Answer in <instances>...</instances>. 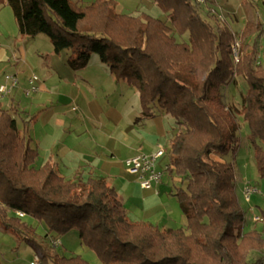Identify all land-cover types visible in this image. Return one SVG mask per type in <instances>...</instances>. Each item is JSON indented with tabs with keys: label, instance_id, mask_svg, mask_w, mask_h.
Listing matches in <instances>:
<instances>
[{
	"label": "trees",
	"instance_id": "16d2710c",
	"mask_svg": "<svg viewBox=\"0 0 264 264\" xmlns=\"http://www.w3.org/2000/svg\"><path fill=\"white\" fill-rule=\"evenodd\" d=\"M5 1L20 34L47 35L54 53L68 50L73 70L96 53L116 80L137 90L144 116L174 118L179 129L169 141L164 171L179 183L167 194L175 197L186 223L159 228L131 221L105 178L84 175L82 169L65 178L49 162L37 166L30 118L11 101L8 108L0 102V227L31 245L38 264H89L36 240L73 229L102 264H264L263 257L248 259L250 251L264 248V238L256 229L243 231L246 213L236 194L233 163L208 158L235 154L239 147L235 114L223 102L221 88L241 74L247 91L240 112L264 180V48L257 61L256 41L245 43L234 63L229 27L214 29L195 0H154L168 23L145 13H118L113 0ZM259 26L261 32L262 24L246 21L242 34L250 36ZM185 34L186 40L177 41ZM260 214L264 222L263 209ZM25 217L43 224L44 233L37 234Z\"/></svg>",
	"mask_w": 264,
	"mask_h": 264
},
{
	"label": "rangeland",
	"instance_id": "374dc122",
	"mask_svg": "<svg viewBox=\"0 0 264 264\" xmlns=\"http://www.w3.org/2000/svg\"><path fill=\"white\" fill-rule=\"evenodd\" d=\"M71 1L84 5L93 0ZM250 1L256 4L249 7L250 9L242 5V0H219L218 3L216 2L217 5L210 3V1L201 4L200 15L214 29L221 25H227L232 32L231 48L234 63L238 61L241 46L245 43L250 44L254 40L257 44L256 59L258 61L262 58L264 0ZM113 2L115 4L114 10L118 13L131 16L145 13L168 23L166 13L159 9L154 0H113ZM246 18H250L248 21L255 25L262 24L261 32L259 26L256 32L250 36L243 35L242 30L245 24L243 20ZM182 40H186V34L182 37L177 36V41ZM68 54V50H62L58 54L54 53L48 36L43 33L33 37L20 34L10 6L5 0H0V83L3 82L4 74H10L14 71L18 75H28V77L32 74L37 75L38 82H44L46 86L44 90L39 91V98L37 99L40 103L39 108H42L40 109L42 112L40 119L46 122L53 114H57L59 119L68 117L67 122L72 119L75 131L67 135L69 139L77 138L79 135L75 132L85 126L88 131L80 135L79 139L88 142H90V137L95 139L100 137L98 130L113 134L124 131L133 133L137 137H144L150 147L149 149H153V151L162 147L165 150L164 155L155 162V168L162 172V178L149 189H141L136 174L128 172L124 167L123 160L128 156L129 153L127 152H121V158H115L109 155L110 151L113 150L107 149L108 152H105V161L101 167L107 169L108 174L105 177L110 185L115 186L129 219L143 222L157 221L156 223L159 222V225H155L159 228L183 226L186 223L185 216L182 214L175 197L167 194L169 190H173V185H179V183L176 178L172 179L164 171L165 162L168 161V149L166 147L169 146L170 138L174 135L175 129H179L175 126L174 118L166 114H160L153 118L144 116L141 113L137 90L124 80H116L96 53L91 54L92 57L88 65L76 70L71 69L68 65ZM235 56L237 60H235ZM72 82H92L93 84L85 85L84 90H81L83 93L80 94ZM99 82L102 83L99 84ZM66 89L70 96H65L62 93ZM246 91L247 83L241 74H235L231 82L221 88L223 102L235 114L239 147L235 154L229 152L220 156L216 153H210L208 158L233 163L236 194L246 213L243 231L256 229L262 233L264 238V222L260 214V211L264 210V180L258 177L253 158V147L249 139V129L240 112L242 98ZM16 94L15 91L7 97L0 96V101L5 106L8 104L9 107L11 98ZM17 97L20 101V106H17L18 110L25 113L26 111L24 112L22 108L28 110L26 106L28 107L32 101L22 95ZM29 109L32 110L31 113L38 111V109L35 110L31 107ZM24 115L25 118L28 117L27 114ZM16 119L18 126H21L20 120ZM30 128H32L31 125ZM115 148L119 149L117 146ZM44 158L45 155L41 154L35 162L36 165L42 164ZM101 160L103 161L102 158ZM247 184L255 186L258 190L250 197L249 201H245L242 195V190ZM24 221L32 225L34 219L25 217ZM161 221L168 225L163 227ZM33 227L38 234L42 235L43 224H37ZM36 240L46 247L49 246L48 248H56L60 254L80 255L86 260L88 258L86 253L89 251L94 253L80 241L78 231L74 229L59 236L60 243L57 246L52 245L51 242L47 243L39 237H36ZM259 250L250 251L248 259L264 258V248ZM34 256V248L30 245H24V242L18 241V244L13 248L0 247L1 264H31L34 261Z\"/></svg>",
	"mask_w": 264,
	"mask_h": 264
},
{
	"label": "crops",
	"instance_id": "0c3cea01",
	"mask_svg": "<svg viewBox=\"0 0 264 264\" xmlns=\"http://www.w3.org/2000/svg\"><path fill=\"white\" fill-rule=\"evenodd\" d=\"M207 1H210V3H214L216 5L219 2V0H207ZM248 1L251 2L253 4V6L256 5L254 2H252L250 0H248ZM242 5L247 7V9H250L249 8L250 6L243 3V1H242ZM231 15H234V14H231ZM250 18H246L245 20H243V23L250 20ZM91 57H90L89 61L91 60ZM13 73H17V72L14 71ZM6 74H8V73H6ZM17 75H18V73H17ZM18 78H19L20 87H19V89L15 90L17 94L11 98V101L16 102L18 104V106H20L19 105L20 101L17 97L18 95L25 96V97H27V99L32 101L28 107L26 106V108H28V110H26L24 108H22V109L24 111H26V113L28 115L27 119L30 118V121L28 124L29 137L31 138L32 146H34L38 149L37 158L41 154L45 155V158L43 159L42 163L49 162L65 178H71L74 175V173L76 172V170L82 169V172L84 175H86L88 173H92L93 175H97V176H101V177L105 178V180L107 181V179L105 177V175L107 176V174H108L107 169H102L103 167H101L102 163L105 161V152L106 151L108 152V150H113V151H110L109 155H110V157H115V158H121V152H123V153L127 152V153H129V154H127L128 156H132V155H135L138 153H148V152L153 151V149H149L150 147L148 146V143L144 139V137H142V136L137 137L133 133L124 132V131L113 134L111 132L106 131L107 132L106 133V132H103L102 130H98V132H99L98 134L100 135V137H98L96 139L90 137V140H89L90 142H88L87 140L79 139L80 135H82L88 131V129L84 126V127H82L81 130L79 129V131L75 132L77 135H79L77 138H75V139L67 138V135H69L71 132L75 131V129H74L75 126L72 123V119L67 122L68 117H65V119L64 118L59 119V118H57V114H53L50 117V119H48L46 122H43L40 119V115L42 113L40 111V109H42V108H39L40 103H39V100H37V99L39 98V96H38L39 91L41 89L44 90L46 88V86L44 85V82H41V81L39 82V90L37 92L26 96L22 93L21 87H24L27 85L28 75H18ZM2 79H3V77H2ZM66 83H68V82H66ZM72 83H73L74 87L76 88L77 92L80 94L83 93V92H81V90L82 89L84 90L85 85L93 84L92 82H72ZM101 83L102 82H99V84H101ZM69 85H70V83H69ZM20 90H21V93H20ZM62 93L65 96H70L69 95L70 93L67 91V89L65 92H62ZM35 102H37V103H35ZM2 105L4 106V108L8 107L7 106L8 104L5 106L2 103ZM30 107L35 108V110L38 109V111L37 112L33 111L35 113H33V112L31 113L32 110L29 109ZM155 117H157V116H155ZM30 125L32 126V128H30ZM111 131H112V129H111ZM115 146L119 147V149H116ZM166 148L168 149V147H166ZM128 156H126V157H128ZM37 158H36V160H37ZM101 158L103 159V161L101 160ZM167 163H168V161L165 162V166ZM106 166H108V164H106ZM111 186H113L115 188L114 185H111ZM141 189H143V188H141ZM119 197H120V195H119ZM120 199H121V197H120ZM125 212H126V210H125ZM131 221H135V220H131ZM136 222H143V221H136ZM149 222H151V221H149ZM156 222L157 221H153L151 223L159 225V222L158 223H156ZM160 223L162 224L163 227H166L168 225V224H164L165 222H163V221H161ZM36 225H37V222L34 220V222L31 226H36ZM246 231H248V230H246ZM43 233H44V231H43ZM39 235H41V234H39ZM39 238H40V236H39ZM40 239L47 242V243H48V241L51 242L50 240L47 241L46 239H42V238H40ZM59 243H60V241H59ZM17 244H18L17 239L12 234H10L7 231H4L0 227V247H7V248L12 247L13 248ZM24 245H29V244L24 242ZM34 254L37 255L35 250H34ZM86 256H88L87 261L89 262V264H102L99 261V259L97 258V256L95 255V253H92L91 251H89L88 253H86Z\"/></svg>",
	"mask_w": 264,
	"mask_h": 264
},
{
	"label": "built area",
	"instance_id": "2783aa9c",
	"mask_svg": "<svg viewBox=\"0 0 264 264\" xmlns=\"http://www.w3.org/2000/svg\"><path fill=\"white\" fill-rule=\"evenodd\" d=\"M200 4H205L207 0H195ZM213 10V9H212ZM214 11V10H213ZM234 54L237 55L236 52ZM235 60H237L235 56ZM39 78L37 75L32 74L27 78V85L22 88V93L26 96L31 95L39 90ZM19 88V78L16 73L5 74L3 82L0 83V96L7 97ZM165 150L158 147L151 153H138L128 156L123 160L124 167L130 173L136 174L137 181L140 188L149 189L154 184H157L162 178V172L155 168V162L158 158L164 155ZM258 190L255 186L247 184L242 190V195L245 201H249L250 197ZM15 214L19 217L24 216L22 211H16ZM51 244L57 246L59 240L57 238L50 240ZM38 256H34V261L31 264H38Z\"/></svg>",
	"mask_w": 264,
	"mask_h": 264
}]
</instances>
